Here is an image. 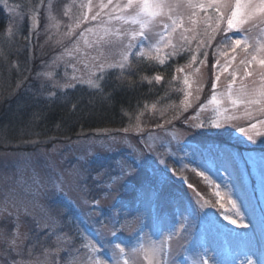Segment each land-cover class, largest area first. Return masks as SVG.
<instances>
[{"label": "snow or ice", "instance_id": "6c2138e0", "mask_svg": "<svg viewBox=\"0 0 264 264\" xmlns=\"http://www.w3.org/2000/svg\"><path fill=\"white\" fill-rule=\"evenodd\" d=\"M73 5L78 7L79 13L73 17L69 14L70 9L65 11L68 23L63 36L71 40V44L62 47L61 56L79 59L72 53L81 52L80 42L83 41V56L92 62V68L85 79L75 75L73 65V74H66L63 83L53 81V88L64 90L75 88L77 84H87L102 92L101 82L107 79L109 70L118 69L117 79L121 83L127 81L131 86L134 83L131 77L140 75V81L149 85L163 82L165 96L170 91L182 93L178 110L173 111L170 118H166L165 113L173 106L161 107L159 116L164 123H157L156 127L163 128L164 124H171L172 120L179 119L184 112L194 108V113L183 121L189 128L225 131L231 128L240 134L237 140L243 137L253 145L264 144V0H98L95 4L93 0H80L78 5L73 0ZM31 7L33 32L38 22L37 7H45L49 19L54 20L51 3L45 5L44 0H40L39 6ZM50 27H55V24L45 25V31ZM7 31L14 40L17 32L11 27ZM88 50L96 55H90ZM185 53V63H177L176 74L165 80V73L172 67L170 62ZM84 67L88 68L89 64L84 63ZM147 68L153 70L152 75L142 74ZM202 69L206 70L210 83L208 98L200 103L204 84L197 76L204 75ZM44 77L52 81L53 73H37L38 79L43 80ZM174 81H179L181 87L173 88ZM19 87L20 83L17 84ZM42 87L45 85L42 84ZM50 95L55 96L56 93L51 92ZM152 109H156V103L152 104ZM240 120L250 123L247 127L234 123ZM130 130L143 131L139 121L117 131L128 133ZM165 134L171 138L166 144L162 141L159 147L166 149L175 141V147L170 151H158L156 141L160 138L152 133L147 139L141 137L136 144L130 143L126 136L119 139L109 134L112 143L119 140L127 146L129 153L126 157L113 159L109 165L96 169L89 166L90 160L81 157L85 165L75 168L72 175L82 185L80 200L82 205L87 206V217L91 219L102 215L103 199L115 201L112 207L117 210L106 220L99 221L100 227L95 229L96 238H89L76 229L83 237L79 247L73 243L69 233L57 232L62 225L56 217L46 214L37 218L29 211V206L39 197L49 194L46 190L48 185L38 178L35 171L29 183L24 179L26 169L17 166L15 175L18 178H4L7 187L0 201V212H7L8 218L7 223L0 224V244L7 245L2 251L11 258L10 262L5 260L4 264H136V258L141 254L142 264H225L213 247L215 237L221 234L247 241L244 264H264V239L256 247L247 231L243 236L230 231L214 213L207 210L211 207L207 201L201 203L199 193L186 197L182 193L168 191L170 177L167 159L171 158L179 165L172 168V176L177 173L183 176L184 172L189 171L203 177L208 185L216 189L217 202L223 193L230 204L231 215L225 214L223 217L227 224L248 230L250 222H245L244 209L249 202L248 165H256L253 156H242L220 144H194L184 140L183 133H168L165 129ZM26 143L35 144L37 141ZM141 144L142 148L137 146ZM105 147L107 151L113 150L110 144H105ZM56 151L54 146L52 152ZM149 153H156V163L146 159ZM260 160V184L264 189V155ZM159 165H164V168L161 169ZM45 166L55 171V164L50 159L46 160ZM141 172L148 180L149 198L154 205L167 198L180 208L179 218L176 214L171 217L156 215L153 219L155 231L148 239H145L147 226L142 210L137 208L135 214H129L124 204L117 201L121 190ZM89 179L95 188L101 190L98 198H90L93 185L88 184ZM62 184L63 177L59 182L52 181L51 194L67 195ZM187 187L191 189L193 185L187 184ZM139 188L142 196L143 183ZM80 210L84 212L83 208ZM29 216L31 220L25 219ZM193 220L201 229L203 242L194 247L181 245L179 254L183 259L178 261L170 242L187 239L193 231ZM69 230L72 231L70 226ZM123 231L133 233L127 245L117 242ZM53 235L56 236L54 247L47 243ZM107 236L112 239H106ZM38 245L40 252L37 255L34 250ZM109 246L112 254L106 257L102 251ZM126 248L130 251H126ZM81 249L86 251L82 252ZM249 252L251 255H248ZM13 253L21 260H16ZM25 254L27 260L23 259Z\"/></svg>", "mask_w": 264, "mask_h": 264}, {"label": "rangeland", "instance_id": "374dc122", "mask_svg": "<svg viewBox=\"0 0 264 264\" xmlns=\"http://www.w3.org/2000/svg\"><path fill=\"white\" fill-rule=\"evenodd\" d=\"M21 7L19 8L16 4L12 7V15L14 16L15 22H25L26 23V38L21 39L17 36L14 40L9 37V34L5 38V52L12 53L15 56V60L9 63L8 67L4 72L0 73V201L3 200V193L6 190L7 184L5 182V177L11 176L13 179L18 178L15 174L17 171V166L25 168L24 179L29 183L30 176L33 171L38 174V178L42 181L47 182V192L48 195H43L39 197L32 205L29 206V211L37 218L44 217L46 214L56 217L62 227L57 229V232L69 233L67 224L69 223L72 231L69 235L73 237V240H80L83 242V237L77 233L75 230L79 229L81 233L89 238H96L95 229L100 227L99 221L101 219L106 220L109 216L113 215L117 209H114L112 205L115 203L112 199H103L101 201V212L102 215L94 216L91 219L85 214L87 211V206L82 205L80 200V187L76 178L72 175L73 170L77 167L85 165V160L81 159L84 157L90 160V167L96 169L99 167L107 166L113 159H118L120 157H126L129 153V149L124 143L116 142L112 143L110 141V136H115L119 139L127 137L130 143L136 144L141 137L144 139L148 138L149 133L160 138L156 141L158 151H170L175 147V141L169 145L166 149L159 147L160 143L163 141L165 144L171 138L169 135L165 134V129L168 133H183V139L190 141L194 144H220L227 147L230 151L241 154L242 156H248L251 154L256 161L255 167L248 165V187L247 191L249 194V202L247 207L244 209L245 222H250L249 229L236 228L233 225H228L227 221L223 219L225 214L231 215L232 208L227 202L226 197L221 194L218 204V213H215L212 209L207 208L208 211L214 213L223 224L233 233L243 234L247 231L250 236L253 237V244L256 247L260 246V242L264 239V189H262L260 184V174H261V156L264 155V144L257 143L255 145L247 142L246 139L241 137L238 132L234 129L229 128L227 131L224 129H192L189 128L185 123L184 119L194 113V108L189 109L184 112L179 119L172 120L171 124H164L163 128L156 127L157 123L163 124V119L159 116V109L155 110L150 107L149 116L146 115L147 111L141 112L135 115L130 122L125 127L135 125L137 121L140 123V127L143 129L142 132L138 133L135 130H130L128 133L117 130H94L90 132H83L77 134L74 139H58L50 136L43 137L38 133H31L28 130L29 125L25 128L24 133L12 134L9 131L8 126L11 122L12 116L17 111V107L12 105L22 104L24 100H21L22 94L25 92H35L38 96L51 98V92H65L67 90L73 89H58L52 87V82L59 80L61 83L67 76L73 74V65H75L76 71L75 75L88 78V73L92 68V62L86 60L83 56L85 51L83 41L80 42L81 52L77 53L73 51L72 56H78L79 59L71 60L68 55L61 56L62 47L65 45H70L71 40L63 36L66 31L65 25L68 23V17L65 16V11L70 9V15L75 17L79 13L78 7L73 5V0H44V4L47 5L51 3V16L54 20L49 19V15L45 7H37V26L35 32L32 31L33 20H32V5L39 6L40 0H12ZM80 0H76L78 5ZM93 3H98V0H93ZM55 24V27H50L49 30L45 31V25ZM87 25H82L86 27ZM79 31V29H77ZM36 33H39L38 35ZM51 37V39H49ZM74 39V37H73ZM60 43H57V41ZM8 41V42H6ZM3 43V44H4ZM1 46V45H0ZM2 49L0 48V54ZM90 55H96L95 52L88 50ZM19 55L22 56L21 61L22 68L19 69L20 63L17 60ZM187 53L183 56L171 61L172 67L168 69L172 74L175 73V65L184 64L186 61ZM84 63H88L89 67L85 68ZM51 71L53 73L52 81H49L47 77L42 79L37 78V73ZM110 71L119 72L118 69H110ZM204 75H198L197 79L204 84V91L200 95V103L206 101L209 95V81L207 78L206 70L202 69ZM179 75V74H177ZM179 82V81H178ZM20 83V87L17 88V84ZM42 84L45 87H42ZM85 87L86 89L95 90L90 88L87 84H77L76 87ZM181 87V84H180ZM178 95V101L173 104L172 112L165 113L166 118H170L173 111L178 110L180 100L182 99V93ZM25 97V96H24ZM21 101V102H20ZM20 102V103H19ZM146 116V117H145ZM147 116L149 118H147ZM156 122H153L155 121ZM234 123L241 124L245 127L250 123L249 121H236ZM182 126H177V125ZM122 130V129H119ZM37 141V143H26V141ZM104 142V143H101ZM105 144H110L112 151H107ZM57 148L56 152H52L53 147ZM138 147H143V145H137ZM50 159L55 164V171L50 167H46V160ZM146 159L150 162H157L156 153H149ZM174 159L168 158L167 162L172 163ZM169 166V165H168ZM161 169L164 165H159ZM172 170L168 167L169 173V185L168 191L174 193H182L186 197H194L195 191L188 188L186 184L182 182L178 177L171 176ZM94 174V173H93ZM63 177L62 187L64 194L52 195L51 182H59ZM104 179H107L105 177ZM218 180L219 177H216ZM11 181H8L10 183ZM143 183V195H140L139 186ZM88 184L93 185V191L90 193V198L92 196H97L101 191L99 188H95L93 181L88 180ZM211 188L216 191L214 187ZM117 201L122 202L126 208L127 213L135 214L137 208H140L143 213L144 223L147 226L145 228V239L150 238L151 234L155 231V226L153 225V219L156 215H162L164 217H171L173 214L177 215L179 218L180 208L174 202L169 199L164 198L158 202V204H153L149 198L148 191V180L145 174L141 172L140 176L135 180L130 182L127 187L123 188L117 197ZM203 199L201 203H203ZM84 209V212L80 210ZM131 218V216L129 217ZM25 219L31 220V217H26ZM8 222L7 212H0V224ZM65 225V226H63ZM193 231L192 234L185 240H173L171 241V246L173 250L177 253L175 255L176 260H182L183 256L180 253L181 245L194 247L198 243L203 242V237L201 236V229L198 226L197 221H192ZM160 225L159 227H163ZM135 227V225H133ZM79 234V235H78ZM133 238V233L131 231H123L119 234L117 242H122L127 245ZM106 239H112V237L107 236ZM56 236L53 235L49 238L47 243L54 247V242ZM74 243V242H73ZM80 243V245H81ZM75 244V243H74ZM79 245V246H80ZM77 246V247H79ZM7 247V245L0 244V264H4L5 260H11L10 257L4 255L2 249ZM213 247H215L216 252L220 259L225 261V264H244L245 252L248 249V243L244 239H235L231 236L217 235L213 242ZM36 250V251H35ZM35 253L38 255L40 252V246L38 245L35 249ZM82 252L86 251L81 249ZM126 251L130 249L126 248ZM111 247L109 246L106 250L102 251V255L106 257H111ZM16 260H21L20 256H16L15 253L12 254ZM61 255H66V253H61ZM248 255H251L249 252ZM256 259V257H252ZM27 260L28 257L25 254L23 257ZM190 260V257H189ZM143 257L142 254L136 258V264H142ZM146 264V262H144Z\"/></svg>", "mask_w": 264, "mask_h": 264}, {"label": "trees", "instance_id": "16d2710c", "mask_svg": "<svg viewBox=\"0 0 264 264\" xmlns=\"http://www.w3.org/2000/svg\"><path fill=\"white\" fill-rule=\"evenodd\" d=\"M12 0H0V73L8 67L9 63L15 60L12 53L5 52V38L8 34V29L11 27L14 32H17L15 37H19L21 42L26 38V23L15 22L12 7L17 3ZM18 30V31H17ZM4 43V44H3ZM211 59V55L209 57ZM17 60L20 63L19 69L22 68V56L19 55ZM118 72H108L107 79L102 81V92L97 90L86 89L85 87H75L65 92H58L55 96L48 98L38 96L35 92H25L22 94V104L12 105L17 107V111L12 116L9 131L12 134L24 133L26 124L31 133H38L40 136H50L58 139H74V137L83 132H90L94 130H119L125 128L130 119L141 112L147 111L149 116V109L153 103H156V108L159 110L166 105H172L177 102L179 91H170L168 96H165L164 84L149 85L147 82L140 81V75L131 77L134 83L129 86L127 81L121 83L117 79ZM143 75H152L153 70L147 68ZM173 74L169 71L165 73V80L171 78ZM173 88H179L178 81L173 82ZM151 89V90H150ZM25 96V97H24ZM163 97V99H161ZM147 105V109L145 108ZM172 112V107H169L167 113ZM147 116V118H149ZM146 117V116H145ZM153 122H156L153 121ZM182 126V125H177ZM169 169L179 167L173 161L169 163ZM172 176V175H171ZM178 177L184 184H192L193 190L199 193L203 201H207L215 213H218V204L215 191L203 179L197 177L195 173L186 171L183 176L177 173ZM65 226V225H63ZM67 228L69 230L70 224ZM71 228V226H70ZM72 229V228H71ZM69 234L71 231H68ZM79 235V234H78ZM73 242L79 246L81 241L77 239ZM36 251V250H35Z\"/></svg>", "mask_w": 264, "mask_h": 264}]
</instances>
